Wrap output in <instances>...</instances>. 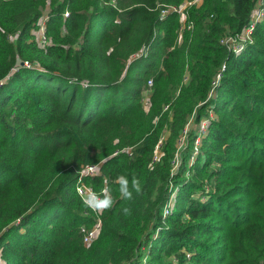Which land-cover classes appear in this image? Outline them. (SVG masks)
<instances>
[{
    "label": "trees",
    "instance_id": "1",
    "mask_svg": "<svg viewBox=\"0 0 264 264\" xmlns=\"http://www.w3.org/2000/svg\"><path fill=\"white\" fill-rule=\"evenodd\" d=\"M181 1L0 0V264H264V15L221 42L260 0ZM93 163L115 204L86 244Z\"/></svg>",
    "mask_w": 264,
    "mask_h": 264
},
{
    "label": "built area",
    "instance_id": "2",
    "mask_svg": "<svg viewBox=\"0 0 264 264\" xmlns=\"http://www.w3.org/2000/svg\"><path fill=\"white\" fill-rule=\"evenodd\" d=\"M203 0H183L180 3L177 4H165L161 10V14L165 15L171 11H176L179 12L182 17L187 16V8L194 4H201ZM259 5H257V8L255 9L251 20L250 24L240 33L237 34H226L221 38V42L226 44L230 49L234 51H239L243 48L244 42L247 38H250L252 29L255 25V23L261 19L264 15V0H260L258 2ZM65 14H68L66 12ZM45 22H46V16L41 17L40 19V27L38 29L39 32V40L44 43L48 42V38L45 34ZM221 73H218L214 79V83L220 79ZM150 83H152L150 81ZM205 130V129H204ZM157 157V156H156ZM100 171V164L99 163H93V164H88L86 165L82 171L81 175L79 176L78 179V184H77V189H80L81 192H87L89 190L95 191L99 193L100 191L95 190L91 184H88L83 181V177L85 174H96ZM106 187V186H105ZM104 187V188H105ZM172 204L169 203L167 207L165 208V214L170 211L172 208ZM95 213V222L94 225L91 227L88 226H83L81 228V232L83 234V241L86 244L92 243L94 240H96L101 232L102 229V217H101V212H94Z\"/></svg>",
    "mask_w": 264,
    "mask_h": 264
},
{
    "label": "clouds",
    "instance_id": "3",
    "mask_svg": "<svg viewBox=\"0 0 264 264\" xmlns=\"http://www.w3.org/2000/svg\"><path fill=\"white\" fill-rule=\"evenodd\" d=\"M114 183L119 185V196L122 200H131L133 198V192L136 194L142 192L141 182L135 176L129 180L126 175L121 174L115 177ZM77 192L81 196L83 203L94 212L110 211L115 204L111 189L108 187L101 189L99 193L92 190L81 192L80 189H77ZM122 211L124 215L131 214V209L127 207L122 209Z\"/></svg>",
    "mask_w": 264,
    "mask_h": 264
},
{
    "label": "rangeland",
    "instance_id": "4",
    "mask_svg": "<svg viewBox=\"0 0 264 264\" xmlns=\"http://www.w3.org/2000/svg\"><path fill=\"white\" fill-rule=\"evenodd\" d=\"M194 3H192V5H193ZM191 6V5H190ZM48 8H46L45 9V11L47 10ZM36 34H37V37H39V32H38V30L36 31ZM15 37V36H14ZM149 97H150V90L149 89H146L145 90V93H144V99H143V101H144V103H147L148 102V100H149ZM206 121H205V119H203L202 121H200V122H196V121H194V120H191L190 121V123H189V125H188V128L186 129V131H185V134L181 137V139H180V142H179V151H178V156H177V163H176V165H175V168H177L178 169V167H179V165H180V163H181V160H182V152H183V149H184V147H185V145H186V142H187V135H188V131L190 130V129H192V128H194V129H196V130H204V129H206ZM200 143V137H199V139H197L196 141H195V144H196V146L198 145ZM174 201V196H172L171 197V199H170V203H172ZM172 207H173V204L171 205Z\"/></svg>",
    "mask_w": 264,
    "mask_h": 264
}]
</instances>
